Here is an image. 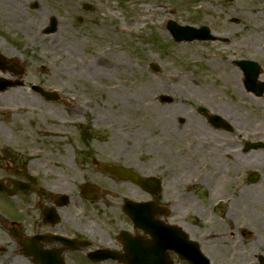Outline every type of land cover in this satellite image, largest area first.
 <instances>
[{
    "label": "rangeland",
    "instance_id": "rangeland-1",
    "mask_svg": "<svg viewBox=\"0 0 264 264\" xmlns=\"http://www.w3.org/2000/svg\"><path fill=\"white\" fill-rule=\"evenodd\" d=\"M45 1L42 5L47 8ZM58 2L54 14L60 25L55 34H40L48 11H35L36 20L28 19L30 23L37 22L33 25L12 20L9 24H2L9 29L6 39L11 41L12 53L25 59L28 73L27 85L0 92V148H9L33 164L41 161L43 154L60 164L75 158L79 160L85 146L89 145L88 141H82V137L83 131L90 129L91 120L95 126L88 133L95 135L96 131L106 130L109 147L132 145L134 149L128 147L129 150L147 155L148 150L142 147H148L149 136L153 133L151 127L159 125L169 112L151 119L148 111L140 112L138 108L155 106L157 109L160 103L153 99L169 95L177 106L188 105L189 115L194 113L198 102L216 113L227 112L235 126V136L232 137L239 145L230 150L239 151L241 159L248 162V169L261 172L264 179V150L251 149L247 154L239 150L246 141L264 142V136L254 135L257 131L261 134L260 130L264 128V95L259 98L247 92L245 85L238 83L235 69L229 64L231 55L242 56L238 37L246 34L248 28L261 38L264 0ZM84 3L95 5V11H85ZM146 6L148 10H145ZM80 15L85 18L83 22L78 21ZM169 20L195 27L206 25L220 40L176 42L167 27ZM229 38L232 41L226 42ZM0 41H3L1 37ZM202 52L207 55L203 56ZM152 64H156L159 70L154 71ZM32 84L50 91L57 90L62 100H45L32 89ZM195 117L188 116L191 120H196ZM243 120L248 125L246 129L239 126ZM137 123L143 126L140 134L133 131ZM125 126L129 132L125 131ZM123 129L125 136L120 134ZM246 131H251V140L245 137ZM215 138L221 141L223 136H199V140H204V146L201 145L197 158L195 153L190 155V162L196 164L199 158L208 162L215 160L214 171L222 170L223 175L214 180L215 185L220 183V203L215 212L220 220L219 223L216 221L218 225L212 231L216 237L213 242L205 240L203 245L214 264H229L236 254L251 256L264 250V233L260 229H264V185L261 182L247 189L251 195L247 202L249 210L246 219L238 222L251 221L252 233L245 237L240 234L237 238L231 234L232 225L226 213L230 194L224 183L230 161L221 150L224 144L213 143ZM187 139L185 135L182 150ZM94 144L100 145L98 140L91 145ZM1 174H4L2 169ZM202 187L204 192L213 191L211 185ZM204 197V212L205 209L213 211V197ZM15 206L13 212L22 216L19 218L27 224L28 217L20 211L24 206L20 201ZM205 219L199 218L204 222L203 232L207 234L209 224ZM0 264H25L19 246L1 231Z\"/></svg>",
    "mask_w": 264,
    "mask_h": 264
},
{
    "label": "flooded vegetation",
    "instance_id": "flooded-vegetation-1",
    "mask_svg": "<svg viewBox=\"0 0 264 264\" xmlns=\"http://www.w3.org/2000/svg\"><path fill=\"white\" fill-rule=\"evenodd\" d=\"M45 2L47 8L42 5L44 0H0V30L3 33L0 34L3 39L0 41V77L11 79L14 83H20L19 85H27V62L19 54L12 53L14 48L10 46L11 41L6 39L9 37V29L2 24H9L12 20L33 25L37 22L30 23L28 19L36 20L35 11H48L40 33L48 35L44 31L49 28L50 19L57 17L54 10L59 2ZM95 9L96 6L88 12H94ZM213 35L214 38L195 39L185 43L220 40L218 35ZM241 38L238 37L242 56L231 55L229 62L239 78L238 83L250 85L244 65L245 62H250L252 65L248 71L254 85H264V30L260 38L248 28ZM229 40L232 41L229 38L226 42ZM233 40L235 41L234 38ZM202 54L207 55L206 52ZM18 62L20 65H17ZM6 67H18L25 74L23 77L12 75ZM245 89L256 96L253 90ZM263 95L264 91L256 97ZM172 100L161 97L153 99L160 103V107H150L148 117L152 119L160 117L165 111L169 113L159 125L151 127L153 133L149 136L148 147H142L148 150L147 155L134 152L132 145L109 147L106 130L96 131L95 135L88 133L95 126L91 120L90 129L84 130L82 137V141H88L89 145L85 146L79 160L75 158L60 164L43 154L41 161L33 164L31 160L17 152H11L9 148H0V169L4 173L0 175V231L19 246L25 264H146L155 261L164 264H190L187 257L189 248H195L192 242L205 253L208 249L203 242L214 241L216 235L212 231L220 220L219 215L217 218L215 216L220 203V183L215 185L214 180L223 175L222 170L214 171L215 160L208 162L199 158L196 164L190 162V155L195 153L197 158L201 145L204 146V140H199L198 137L211 134L223 136L221 141L215 138L213 143L224 144L221 150L230 161L226 183H223L230 194L226 213L229 214L230 226L232 225L231 234L239 238L240 234L245 237L244 235L252 233L251 221L239 223L238 220L247 217V202L251 199L247 189L261 182L264 185V179L261 172L248 169L249 164L247 166L248 162L241 159L239 151L230 150L239 147L235 137H232L235 136L234 123L229 117L210 110L200 102L194 108L195 115H189L188 105L177 106L175 99L173 103ZM188 116H196V120H191ZM239 126L248 128L244 120ZM142 127L137 123L133 131L140 134ZM125 131L130 130L125 126ZM125 131L121 130L120 134L125 136ZM260 131L261 134L257 131L254 135L264 136V128ZM185 135L188 139L182 150ZM229 137H232L230 141L227 140ZM245 137L250 139L251 131H246ZM95 140L100 145H91ZM128 147L133 149L129 150ZM251 149L264 150V146H253L251 141H246L239 148L244 154ZM117 166H124L126 169H119ZM139 177L146 181L140 183L137 181ZM202 185H211L213 191H202ZM204 196L213 197V211L205 209L204 212ZM129 200L144 208L138 209L137 222L125 211ZM19 201L24 206L20 211L25 212L24 215L28 217L27 224L23 218H19L22 216H16L13 212ZM202 217H206L209 224L207 234L203 232L204 222L199 220ZM262 226L264 227V223ZM260 229L264 233V229ZM200 235L201 238L198 237ZM25 239L35 248L34 254L27 252ZM198 261L200 260L196 262ZM230 261L232 262L229 264H264V250L251 256L239 257L236 254Z\"/></svg>",
    "mask_w": 264,
    "mask_h": 264
},
{
    "label": "water",
    "instance_id": "water-1",
    "mask_svg": "<svg viewBox=\"0 0 264 264\" xmlns=\"http://www.w3.org/2000/svg\"><path fill=\"white\" fill-rule=\"evenodd\" d=\"M168 25H169V28H170L174 38L177 41H181L184 38L194 39L196 35L203 34V32L205 30H207L206 27H203V28H201L199 30L191 28V27H182L181 25H179L178 23H176L175 21H172V20L169 21ZM56 29H57V20H56V18H53L52 19V23H51V27H50V29H48L47 32L48 33L49 32H53ZM244 65H245V68L247 70L246 71L247 75L249 76L248 84H250V85H247V87L250 90H253V91L257 92L258 94H260V91H262L264 89V85H254V83H253V81H252V79L250 77L249 71H248L252 64H250V62H245ZM153 69L154 70H158V67L156 65H153ZM0 81H4V79H2ZM10 86H12V85H10L8 83H4V85H0V90H5V89H7ZM37 90L40 91L48 99H57V98H59V96L55 92L44 90L41 87H39ZM144 182L145 181H142L141 183H144ZM127 209L129 210L130 215L132 217H135L133 215V207L127 208ZM24 241H26V240H24ZM26 243H27V246H26L27 252L29 254H34L35 253V248L30 246L28 244V242H26ZM200 255H201V251H200ZM200 264H210L209 259L206 256H203V260H202V262Z\"/></svg>",
    "mask_w": 264,
    "mask_h": 264
},
{
    "label": "bare ground",
    "instance_id": "bare-ground-1",
    "mask_svg": "<svg viewBox=\"0 0 264 264\" xmlns=\"http://www.w3.org/2000/svg\"><path fill=\"white\" fill-rule=\"evenodd\" d=\"M148 8H149V7L146 6V7H145V10H148ZM106 58H107V59H106ZM108 59H109L108 56L105 57V60H106V61H107ZM150 85H151V84H150ZM152 93H153V92H152ZM152 93H151V94H152ZM150 107H151V106H150ZM150 107H149V108H146V107L142 106V107H139L138 110H139L140 112H146V111H148V110L150 111V109H151ZM149 111H148V113H149ZM222 114H223L225 117H227V118L229 117L227 112H223ZM143 117H145V115H144ZM253 156H254V155H253ZM235 163L238 164V161H236ZM255 163H256V162H255ZM256 164H258V163H256Z\"/></svg>",
    "mask_w": 264,
    "mask_h": 264
}]
</instances>
